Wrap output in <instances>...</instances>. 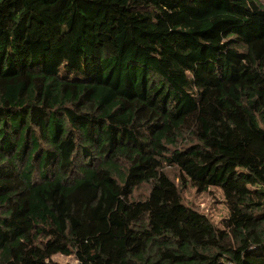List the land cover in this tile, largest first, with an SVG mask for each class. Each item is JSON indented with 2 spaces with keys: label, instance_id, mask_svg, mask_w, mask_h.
<instances>
[{
  "label": "trees",
  "instance_id": "1",
  "mask_svg": "<svg viewBox=\"0 0 264 264\" xmlns=\"http://www.w3.org/2000/svg\"><path fill=\"white\" fill-rule=\"evenodd\" d=\"M56 255L264 264V0H0V264Z\"/></svg>",
  "mask_w": 264,
  "mask_h": 264
},
{
  "label": "rangeland",
  "instance_id": "2",
  "mask_svg": "<svg viewBox=\"0 0 264 264\" xmlns=\"http://www.w3.org/2000/svg\"><path fill=\"white\" fill-rule=\"evenodd\" d=\"M182 198L187 206L204 215L216 227H221L222 221L227 216V210L219 190L210 189L209 192L202 194L194 189H188L182 193ZM51 260L56 264H76L72 256L56 255Z\"/></svg>",
  "mask_w": 264,
  "mask_h": 264
}]
</instances>
